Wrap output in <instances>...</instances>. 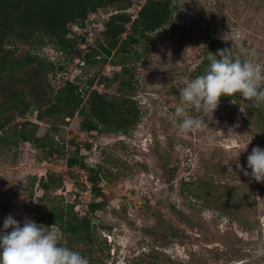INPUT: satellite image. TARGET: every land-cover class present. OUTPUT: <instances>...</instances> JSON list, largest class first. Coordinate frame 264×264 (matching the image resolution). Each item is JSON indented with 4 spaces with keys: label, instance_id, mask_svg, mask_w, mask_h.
I'll return each instance as SVG.
<instances>
[{
    "label": "rangeland",
    "instance_id": "374dc122",
    "mask_svg": "<svg viewBox=\"0 0 264 264\" xmlns=\"http://www.w3.org/2000/svg\"><path fill=\"white\" fill-rule=\"evenodd\" d=\"M146 1L134 0L129 10L134 19ZM172 2L170 23L132 48L125 63L141 113L134 130L126 135L83 134L76 120L68 119L54 134L61 152L53 156L29 143L13 144L15 127L25 121L42 125L40 134L45 133L48 126L39 123L37 113L17 116L0 133V229L9 215L21 224L28 219L30 207L43 196L33 177L50 173L64 180L56 195L81 216L89 214L95 198L87 172L65 165L78 147L84 163L99 174L103 197L98 201L105 203L93 215L102 250L86 256H93L94 264H264V183L252 179L251 170L245 176L236 167L250 142L239 157L245 169L252 150L264 148V105L257 109L237 97L234 104L220 102L213 115L185 105L188 115L206 117L209 124L188 134L180 131L173 115L179 89L205 73L211 42L221 41L241 61L264 68V0ZM110 11H99L94 24L75 30L77 35L92 46L101 41L100 24ZM217 21L219 29L209 32ZM34 42L6 49L22 61L38 55L52 62L55 70L47 78L55 89L69 81L83 97L93 89L106 93L102 79L122 69L112 62L84 66L80 58L90 53L86 46L62 53L48 40ZM28 65L20 79L37 67ZM15 85L23 86L22 80L16 77ZM208 137L215 143L210 145Z\"/></svg>",
    "mask_w": 264,
    "mask_h": 264
},
{
    "label": "trees",
    "instance_id": "16d2710c",
    "mask_svg": "<svg viewBox=\"0 0 264 264\" xmlns=\"http://www.w3.org/2000/svg\"><path fill=\"white\" fill-rule=\"evenodd\" d=\"M133 2L134 0H0V133L12 126L17 116L22 118L28 113H37L39 123L48 126L45 133L40 134L42 125L25 121L15 127L14 139L17 138V141L13 138L11 140L16 141L13 142L16 146L17 142L29 143L36 150L46 151L49 156H53L61 152V143L55 139L54 134L58 132L60 124H67L68 119L76 120L78 130L83 134L126 135L134 130L140 122L141 113L133 96L134 87L125 63L132 48L170 23L174 6L172 0H147L134 19L129 12ZM101 10L110 11L102 21V40H95L93 46L88 45V40L79 37L75 30L86 28L91 24L92 17ZM218 23L212 22L209 32L218 30ZM35 40L41 44L48 40L62 53H71L76 46H86L90 53L80 58L84 66L91 62H112L115 66L122 67L121 72L114 71L102 79L101 86L106 93L93 89L87 97H83L79 87L69 81L55 89L47 78L48 73L55 70L52 62L45 61L38 55L29 56L22 61L16 58L14 51L6 49L13 43L34 45ZM209 48L213 54L225 48L231 50L221 41L211 42ZM232 55L238 58L233 53ZM27 61L37 67L33 68L34 72L30 75L20 79L18 74L30 68ZM208 64L207 60L205 71ZM16 77L22 80L23 86L15 85ZM93 84L91 82L89 87L92 88ZM236 99L237 97H233L232 101ZM220 102L231 100L221 98ZM3 140L4 143H9V138ZM84 160L80 148L75 147L73 156L65 160V165L69 169L80 167L87 172L95 198L90 205L89 214L81 216L74 206L66 203L63 196L56 195L64 180L57 173H50L41 179L33 177L34 183H39L43 196L38 198L37 204L30 207L28 219L47 227L55 225L63 236L61 244L86 257L102 251L96 242L98 233L93 215L102 210L105 203L98 201L103 197L99 174L95 169L89 168ZM195 197L198 198V195ZM89 264H94L93 256L89 259Z\"/></svg>",
    "mask_w": 264,
    "mask_h": 264
},
{
    "label": "clouds",
    "instance_id": "9594fccd",
    "mask_svg": "<svg viewBox=\"0 0 264 264\" xmlns=\"http://www.w3.org/2000/svg\"><path fill=\"white\" fill-rule=\"evenodd\" d=\"M207 60L205 73L179 89V104L173 115L184 134L203 131L209 126L206 117L188 115L185 105L192 106L196 113L210 111L212 115L221 98H229L233 103L232 98L239 97L251 101L254 107L264 105V68L260 64L241 61L227 48L215 54L209 52ZM231 133L229 129V135ZM208 143L214 144L215 138L208 137ZM249 144L241 154L247 151ZM239 157L236 167L245 176H249L248 170H251V178L264 183V148L252 150L247 157V169L240 165ZM60 240L55 225L43 226L32 219H25L21 224L9 215L0 229V264H89L88 258L62 245Z\"/></svg>",
    "mask_w": 264,
    "mask_h": 264
},
{
    "label": "built area",
    "instance_id": "2783aa9c",
    "mask_svg": "<svg viewBox=\"0 0 264 264\" xmlns=\"http://www.w3.org/2000/svg\"><path fill=\"white\" fill-rule=\"evenodd\" d=\"M106 18V17H105ZM95 19H97V15H94L93 17H92V23H93V21L95 20ZM94 24V23H93ZM100 27H101V30L103 29V23L101 22V24H100Z\"/></svg>",
    "mask_w": 264,
    "mask_h": 264
}]
</instances>
